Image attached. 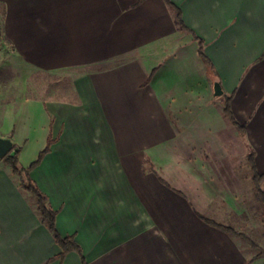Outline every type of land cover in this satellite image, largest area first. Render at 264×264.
<instances>
[{
    "label": "crops",
    "instance_id": "1",
    "mask_svg": "<svg viewBox=\"0 0 264 264\" xmlns=\"http://www.w3.org/2000/svg\"><path fill=\"white\" fill-rule=\"evenodd\" d=\"M172 1L188 29L166 0H0L8 66L27 77L24 90L38 72L72 77L61 97L0 86V136L8 153L20 149L21 167L52 138L30 175L88 264H264L199 215L264 239V214L246 204L254 183L239 173L253 151L264 174V0ZM231 95L245 132L224 111ZM4 156L0 264H83L77 250L58 256L36 197ZM146 158L155 170H144Z\"/></svg>",
    "mask_w": 264,
    "mask_h": 264
},
{
    "label": "trees",
    "instance_id": "2",
    "mask_svg": "<svg viewBox=\"0 0 264 264\" xmlns=\"http://www.w3.org/2000/svg\"><path fill=\"white\" fill-rule=\"evenodd\" d=\"M166 2L174 8L176 22L180 26V28L188 29V27L185 25V23L183 21L181 9L172 0H166ZM196 38L200 42V54L204 58V60L206 61L207 65H208V72L211 76H214L215 71H214L213 64L204 52L203 39H201L199 37H196ZM155 70L156 69H154L152 74L149 76L148 81L153 76V73L155 72ZM224 98H225L224 99V111H225V113L229 116V118L232 120V122L240 129L241 132H245V126L239 124L238 121H236L234 116H233L232 109H231L232 95L231 96H225ZM51 143H52V138L50 137V139L48 141V145L46 146V148L43 151H41L37 160L32 162L28 167H21L20 166V162H19L20 149H16L13 154H10V153L6 154L4 156V159L6 162H8L9 164L12 165L13 171L15 173L21 175L23 187L26 188L27 190H29L31 193H33L34 196L36 197L37 204H38V210L40 211L44 222L46 223L48 228L53 232L58 244L62 248V252L58 256L61 259H63L69 251L77 250L82 255L83 264H88L85 257L83 256V253H82L80 246L78 245V243L75 240L74 235L62 236L59 233V231L57 229V211H55L54 209H52L49 206L47 195L33 181V179L31 178V175H30L31 170L41 163L45 154L50 150ZM147 161H148V159L146 158V162ZM248 162L250 163L251 169H252V179L254 182L255 195L261 200V202L264 206V189L261 185V181L264 177V174L259 173L257 168H256L255 153L253 151L250 152V154L248 155ZM150 168H149L150 170H155L154 165H151ZM144 170L146 171V170H148V168L146 166H144ZM160 179H162L163 181H166L161 175H160ZM199 215L206 222L210 223L211 225H213L217 228H220V229L230 233L231 235L238 237V238H241V239L245 240L247 243H249V245L255 251V254L253 255V257H264V247L261 246L259 244V242L257 240H255L253 237L249 236L248 234H246L243 231L236 229L233 226L220 223V222L216 221L215 219H212V218H210L204 214L199 213Z\"/></svg>",
    "mask_w": 264,
    "mask_h": 264
},
{
    "label": "rangeland",
    "instance_id": "3",
    "mask_svg": "<svg viewBox=\"0 0 264 264\" xmlns=\"http://www.w3.org/2000/svg\"><path fill=\"white\" fill-rule=\"evenodd\" d=\"M0 12H2L1 7ZM12 50L13 49L11 43L4 37V34L2 32V18L0 15V86H2V89L4 91H6V94L8 92L12 96H16L19 94L44 96L46 94H49L48 92L50 90L52 91L54 97H61L65 96V94H70L67 91L63 92V89L70 86L72 81L71 76H68L66 74L60 75L44 72H38L34 77H31L32 83L35 84V88L28 87L27 90H24V83L28 82V79H26L27 77L25 78L23 76H20L21 80L19 81L18 75L13 72L11 66H8V63L11 62L10 58ZM61 88L62 91H60ZM145 163L148 170L151 165H154L150 159H148L147 162L145 161ZM241 168L242 171L239 172L241 178L246 182V184H248V186L251 185L253 187L254 182L252 180V169L246 157H244V162L242 163ZM252 196L248 194L246 198V204L248 205L249 209L253 210V207L255 206V211H260L262 214H264V206L261 200L256 195L255 198L252 199ZM256 207H258V209H256ZM241 228L242 230L250 234L253 238H256L260 241L264 240L260 236L259 232L257 233V231H255V229L252 230L248 227L243 226ZM245 244L246 247L252 248L246 241Z\"/></svg>",
    "mask_w": 264,
    "mask_h": 264
},
{
    "label": "water",
    "instance_id": "4",
    "mask_svg": "<svg viewBox=\"0 0 264 264\" xmlns=\"http://www.w3.org/2000/svg\"><path fill=\"white\" fill-rule=\"evenodd\" d=\"M215 94L221 95L223 94V90L219 82L215 83ZM12 142L8 138H3L0 136V156H4L8 153V151L12 148Z\"/></svg>",
    "mask_w": 264,
    "mask_h": 264
}]
</instances>
